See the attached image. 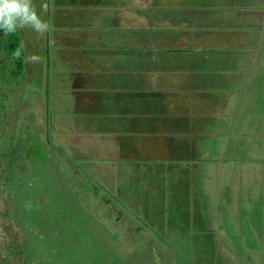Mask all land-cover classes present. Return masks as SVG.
Masks as SVG:
<instances>
[{"label": "crops", "instance_id": "obj_1", "mask_svg": "<svg viewBox=\"0 0 264 264\" xmlns=\"http://www.w3.org/2000/svg\"><path fill=\"white\" fill-rule=\"evenodd\" d=\"M91 6L105 19L94 25L96 31L89 29L83 56L61 52L66 41L55 39L58 52H47L43 97L47 107L51 79L57 76L63 85L56 88L64 92L69 112L74 108L80 114V130L87 135L94 130L102 143L109 141L124 159L119 169L143 170L147 163L200 168L204 153L234 147L240 138L259 147L253 138L263 133L248 122L257 105H264L262 97V104L257 100L264 91V0H99ZM54 57L63 65L78 63L81 71H48ZM77 74L85 84L74 82ZM77 92L85 95L79 99ZM65 105L62 113L67 115ZM258 115L263 117L264 109ZM43 117L34 130L41 136L43 129L45 141L51 127L47 108ZM73 123L66 119L59 131L72 133ZM239 161L230 166L232 160L219 158L210 173L206 187L212 199L210 180H219L223 170H239L234 188L230 175L221 184L228 192L212 207L219 213L241 209L246 174Z\"/></svg>", "mask_w": 264, "mask_h": 264}, {"label": "rangeland", "instance_id": "obj_2", "mask_svg": "<svg viewBox=\"0 0 264 264\" xmlns=\"http://www.w3.org/2000/svg\"><path fill=\"white\" fill-rule=\"evenodd\" d=\"M98 2L99 0H33L38 15L50 23V30L40 35L31 28L19 29L25 53L23 71L19 76L11 75V57L6 52L0 53V264H28L22 225L13 196L15 191L11 181L14 171L9 170L6 159H25L23 152L43 147L37 140L46 134L41 129V136L37 137L38 131L34 130V125L35 122L42 124L46 108L50 113L51 127L49 137H45L47 140L43 139L45 143L47 141V146L52 147L49 150H54L56 154L53 167L59 171L55 180L65 177L68 181L66 172L72 166L78 169L74 173L75 177H80L79 171L86 175L88 179H82L83 190L78 191L79 194L74 195V199L77 206L89 217L99 220L104 231L111 235V245L121 262L264 264V199H259V189L263 183L261 179H264V116L258 115L264 105L258 106L255 103L256 114L252 113V119L248 122V125H257V133H263V136L253 138L255 143L260 141L259 147L255 148L250 142L245 144L248 139L240 138L234 147L227 143L225 150L221 148V151H217L213 148L204 153L203 158L206 159L200 164V168L191 164L184 169H165L163 164L147 163L142 164L145 167L143 170L136 168L134 171L119 169L122 168L124 159L117 156L109 141L102 143L95 136L94 130H90L93 132L88 135L84 129L83 132L80 130L77 121V115L80 114L74 108L72 113L69 112L64 92L62 93L61 88H56L62 84L57 76L51 79V101L46 107L43 87L47 52L53 56L58 52L55 39L60 36L66 41L63 42L64 46L60 43L61 47L66 48L61 49V52L83 56L87 52L84 46L90 38L89 29L96 31L94 25L105 19L99 10L91 6ZM32 56L39 57V62H32ZM62 62L64 61H57L54 57L48 71H81V66L75 67L78 63L63 65ZM261 73H264V67ZM261 80L264 82V74ZM74 82L85 84L84 80L78 78V74ZM91 91L94 94L95 91ZM91 94L90 92V96ZM84 95L85 92L81 95L77 92L79 99ZM260 97L264 99V91L257 98L262 104ZM65 104L67 115L62 113ZM89 114L94 116L90 112ZM89 114L87 115L91 117ZM66 119L74 122L72 133L59 131V124L65 123ZM76 132L83 134L78 135ZM100 157L104 159L100 160ZM219 158L229 162L232 160L230 166L238 164L235 160H243L239 161V165L245 168L241 173L246 174V187H242L245 189L244 195L242 201L238 202L241 209L235 211L236 214L230 209L219 213L212 208L219 201L222 202L223 198L219 199V196L228 192L221 187L227 175H230L228 178L232 188L235 187L234 179L240 178L239 170L230 169L233 170L231 174L228 170H223L219 174V180H210L211 199L206 185L208 186L210 173ZM20 163L18 168L23 169L22 174L26 167L33 166L30 160H21ZM37 164L48 169L47 164ZM49 173L46 171V175ZM14 175L17 178L15 173ZM25 176L29 178L27 173ZM40 176H44V172ZM13 187L19 195L23 193L20 186ZM262 191L264 193V187Z\"/></svg>", "mask_w": 264, "mask_h": 264}, {"label": "trees", "instance_id": "obj_3", "mask_svg": "<svg viewBox=\"0 0 264 264\" xmlns=\"http://www.w3.org/2000/svg\"><path fill=\"white\" fill-rule=\"evenodd\" d=\"M17 50L20 51L19 58L14 56ZM2 51L11 57V75L19 76L25 61L19 30L8 35L0 30V53ZM37 141L43 147L23 152L25 159H6L9 170L19 177L17 182L13 173L12 185L23 188V193L19 195L12 186L28 264H124L111 245V235L104 231L99 220L89 217L77 206L74 199V195L83 190L82 179H86V175L79 171L80 177H75L78 169L72 166L66 172L69 182L65 177L55 180L59 171L53 167L56 154L54 150H49L52 147L46 145L47 141L45 143L41 137ZM21 160L33 162V166L26 167L24 174L23 169L18 168ZM38 162L47 164L48 169L44 170ZM37 166L39 168H35ZM46 171L50 173L46 175ZM43 172L44 176H40Z\"/></svg>", "mask_w": 264, "mask_h": 264}, {"label": "clouds", "instance_id": "obj_4", "mask_svg": "<svg viewBox=\"0 0 264 264\" xmlns=\"http://www.w3.org/2000/svg\"><path fill=\"white\" fill-rule=\"evenodd\" d=\"M50 23L36 12L33 0H0V30L5 35L15 33L19 29L31 28L37 34L50 30ZM19 58L20 51L14 53ZM32 62H39V57L32 56Z\"/></svg>", "mask_w": 264, "mask_h": 264}]
</instances>
